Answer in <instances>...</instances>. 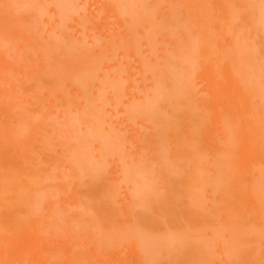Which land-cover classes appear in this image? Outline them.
<instances>
[{"label":"rangeland","instance_id":"1","mask_svg":"<svg viewBox=\"0 0 264 264\" xmlns=\"http://www.w3.org/2000/svg\"><path fill=\"white\" fill-rule=\"evenodd\" d=\"M3 1L1 2L2 4H4ZM5 1V8L2 6L4 8L2 11L3 14L6 13V18H4V16L0 20V54L3 55L6 52L15 54L17 52V46L13 44L12 40L4 38L5 30L8 26H12L13 28H15L19 23V26L26 27V29L23 28L25 31L27 30V28L28 30L30 29V32L27 35H30V38H32V40L34 39L32 43H36L38 47H44L45 51L43 49V53H41V47L38 48L39 50H37L32 45H28V52L34 54L35 60H33L34 58L32 59L30 57V61L27 62L31 64V66L37 65L35 67L40 68V70L44 71L46 75L47 69H49L51 73H53L54 71V74L52 75L54 77H62V75L59 74H63L64 77H62L61 79L62 84H59L58 86H61L62 88V90L60 89L61 93H67L65 94L68 95L69 99L66 96V101L69 100V105H66L64 107V110H59L55 112H52L55 108L53 107V105H51L50 108L52 109L45 108V110L48 109L47 115L45 114L46 111L40 112V110H38L37 115L34 117L37 121H39L40 119L39 122H41L42 117L48 116L47 118L42 119V121L44 120L45 124L43 122H37V125L36 122H34L35 125L32 128L31 126L28 127V125L21 123L17 114V108L10 104H21V98L18 97L21 96L20 92L22 87L26 90L29 88V84L26 81L28 80V76L31 75V72L27 71L28 73H23L24 78L21 81L22 87H15V89L18 91L15 96L11 94L5 95L7 79L5 78L1 68H3L5 72L11 68L16 69V67L12 66V61H1L2 57H0V264H121L120 262H117L119 261L117 259V255H125L126 257H124L127 258V260H130L128 262H125V264H141L143 262L144 264H153L155 261V264H159L160 262L162 264H221L220 262L224 263L222 257L226 254V252H224L226 251V248L224 247L229 246V249L227 248L228 250L233 249L232 251L230 250L231 253H233L231 257V253H228L227 251L226 256H228L227 259L229 264H236L239 262V260L244 264L245 261H242L244 257L242 259H239L242 257V253L240 257H238L239 255L236 256L234 254H240V252L235 253V251H237L236 249L240 250L239 248H242V246L246 244L248 245V243L246 242H249L248 246H250L251 244H255L254 248H257L256 243H250L252 242L250 241V239H254H252L251 237L256 236V232L253 229L254 227L257 228V226H255L256 224H253V226L248 225L247 229H249L250 231L243 232L242 234L236 230H228L227 228H225V226L223 228L221 225H218V227L217 223L219 221L225 220L226 216H224V214L222 213H218L213 209L208 210L209 208H206H215V196L216 194H220V191L225 188V183H221L226 178L225 173L227 172V168L230 163V161H228L229 159L222 160L221 151L218 150V148H216L214 145L215 139L209 138L210 133L211 135L214 134L213 136L215 138L217 136L222 135V127L220 125L218 126V128L216 127V125H213V127L207 129V132H209L208 134L204 131L206 129H202L204 136L206 138L208 137L206 141H209L207 144H204L206 151L205 154L217 157L218 163L215 164V166L217 165L219 167L218 169H216L214 166L215 173H212L210 171L206 172L208 171L207 167L209 166L208 164L204 163L207 165V167L206 171H204L205 178L203 180L209 181V183H211H208L209 185L207 184L209 188L205 185V188L207 189H205L204 186L203 188L202 186H199V188H196L195 190L193 188V186L196 185L195 182L190 181L193 180V178L195 177L196 179H198L195 170L193 171L196 175H193L194 173L191 167L195 165L192 163L195 161L197 162L199 159L201 160H199L201 163L203 162L202 159H204V161L206 160V157L204 158L203 156L202 158L200 155L203 153H199L196 151L195 153L197 154L199 159H195V161L191 162L194 158L197 157L194 153H188L187 145L191 143V139L187 137L189 125H191L197 120L196 114L193 113L194 111H191L193 107L191 103L194 104V102L191 100L192 97H201L202 100L199 102L201 106H206L207 103L213 102L214 98L224 100L223 91H221L220 89H217L214 92V94L216 93L215 96L210 98H207L205 92L209 88L207 84V78L209 76H218V66H220L221 63L227 64V62L215 61L216 57L212 53L202 51V47L204 46V44L201 47L199 43V35L194 32L192 33V30L188 25L189 23L187 20L186 12L187 7L179 6L176 7L174 10H170L168 5L170 2L166 0H123L122 2H120L122 10H126L127 12L131 13V15H127L125 19V21L127 20L126 23L128 24L126 30L124 26V19L114 13L113 10L109 8L108 3H99L100 0H45V3L44 0ZM1 3L0 5H2ZM243 4L248 7V10H251H249L250 14L248 11L242 9L241 13L245 11V14L242 15L240 13V16L234 19L235 21L232 27H229V25L227 24H224L223 27L224 30L226 29V31L231 34L232 31H230V28L237 27L238 29L243 30L239 28L242 26H240V24H243L244 27L246 26L245 29L247 31L245 29L244 31L246 32L239 30V33L242 32L243 34L240 33V35L237 36L242 37L243 35H245V38L248 39V41L243 40L242 38H238L240 41L242 39L245 44L243 43L242 47H238L239 49H236V52L243 54L245 53V50H250V52H248V50L245 54L249 55V57H247L249 63H254L255 66H253V63L251 64L254 70L249 68L251 67L249 63H247L249 64V67H247V64L246 67L249 68L251 72L254 71L255 73H252H254L255 76L252 75V73L246 68V70H248V73H250L245 75L246 72H244L243 76H241L242 80L239 78V80L236 81L242 82L245 80V84H248L249 82H251V80H255L254 77H256L257 82L261 83V58L264 59V33L260 31L262 33L258 34V31L260 30L259 18L261 0H243ZM55 5L57 6L55 7ZM62 5H66L67 8L69 6H72L73 8L77 7L79 14L87 13L88 17L82 18L84 15L80 16L79 14L74 13V16L77 15L75 16L76 18L72 16L70 17V19L66 20L67 18H69V16L66 15L67 18H64V20H66V25H68L67 22L69 23V26L67 27L65 25L67 27L65 31L64 25L63 31L61 29L60 31H56L55 29L58 27V25L57 27H55V23H57L54 22L55 17L56 19H58V21L60 19L55 14L54 10L55 8H61ZM107 8H109L110 10L109 15L107 17H103L102 15L104 13V10ZM45 9L49 13L48 15L44 12ZM69 9L67 13H69ZM155 9L157 10L156 12ZM73 10L75 11V9ZM152 13L154 16L153 19H156L155 22L151 18L153 17ZM95 14H97V16ZM149 14L151 15V17L149 16ZM68 15L71 16L72 13ZM7 16L9 17L8 19ZM26 16H28V18L29 16H32L30 17V23L28 22V20L30 19H27ZM169 16L173 17V21H170L171 23H169L168 19L166 18ZM71 18L77 20H73ZM244 18L246 20H244ZM47 19L53 20L51 21L54 23V30L57 32L56 34L61 35V37L59 35L58 37L55 36V31L51 32L56 38H60L59 41L57 40L58 43H56V46L55 44H53L54 46L52 45V41V43L50 42L49 38L52 35L49 33L48 36L47 34L48 32L46 31V27L48 26L49 31V28L52 27L50 25L53 24L52 22L49 23ZM144 20L146 22H144ZM78 21H84L87 24L89 23V25L92 26L93 29V35H90L88 40H81L82 44L79 42L78 39H81V31H85L86 29L83 26L79 27L80 24L77 23ZM63 22L65 21L61 20L58 22V24L62 25ZM130 22L132 24H130ZM141 22L148 23L147 25L149 28L144 27L143 24H140ZM152 22L153 24H155V26H151ZM137 24L141 26L139 28H141L142 30L147 29L145 31L148 33V35L147 33H144L146 35L140 34L139 39L145 41L147 38L151 37L152 39V37L154 36L152 40L154 47L153 50H158V52H162L161 54L159 53L160 55L158 54V52L151 53V55L155 58L156 65H153L154 62L152 64L151 62H149L150 64H148L146 63V61H143L144 58H148V56H146L147 50L145 51L142 49L141 51L140 48L141 46H144V41L139 40L140 42H142L141 44H139L140 49L135 48L130 49L128 51L122 47V45H124L126 42L125 39L128 38L131 34V32H129L128 30L138 33ZM61 25H59L60 28ZM167 25L170 26L166 27ZM211 25L216 27L218 26V22L216 20H213V22H211ZM76 26H78L79 28H77ZM131 26H133L132 28H134V30L130 28ZM167 28L168 30L170 29L169 31L171 32L167 31ZM247 28H249V30ZM113 32L114 35L112 37V41L111 39L108 40L109 43L107 44L106 42L108 38L106 37L108 33ZM248 32L249 34H247ZM45 33L47 35H45ZM152 34L155 35L151 36ZM254 34H257L258 38L254 39ZM250 35L253 36L249 37ZM47 36L49 38H47ZM84 36L86 35L84 34ZM247 37H249L250 39ZM227 39L224 38L223 41ZM86 41H89L91 43H88L90 44V48L88 47V49L86 48L87 50L84 51L85 45L83 47L82 45L84 44L83 42ZM251 41L252 43L253 41H255L253 43L254 46ZM59 42L62 43L60 44ZM249 43H251L252 45H249ZM224 44H226V42ZM245 45H247L248 48H245ZM80 46L83 50H80ZM155 47L157 49H155ZM221 50L222 49L219 47V51ZM238 50L240 52H238ZM87 51L90 55H88ZM99 52H103V54ZM84 54L88 56L85 55V57ZM100 54L103 56H100ZM155 54H158V56L156 57ZM227 55L230 56L228 57ZM76 56H78V58H80L79 56H81V59L78 60ZM82 56L84 57V59H82ZM87 57L88 59H86ZM226 57L228 59L230 57L234 59L235 52L232 53L228 51V53H226ZM156 59H158L159 62ZM194 59H198L199 61H194ZM63 60H65V62ZM86 60L91 62L87 63ZM3 62L6 64L5 66H3ZM77 62L80 64H78ZM246 62L247 61H245V63ZM59 63L63 64L61 65L62 69L65 66L64 63H66V66L71 70L65 73L63 72V70L59 71V69L61 68H59L58 70H54L55 66H60ZM79 65L81 69H83L82 71L80 68V70L78 69ZM71 66L73 67V69L75 67L78 69L76 71V74L74 73L75 71L73 72ZM58 67H56V69ZM88 68L92 69V71L89 72L90 70ZM65 69L64 71H68L67 69ZM210 70H213V74H210ZM56 72L58 75H55ZM88 72L91 74H89ZM152 72H156V74H153ZM66 73L68 74V76L66 75V78H69L70 74L69 80L67 79L68 82H65L64 80ZM72 73L75 74L73 77L71 76ZM159 74L164 75L162 76L163 79ZM49 75L51 76L50 73L48 74V76ZM156 75L157 78L155 77ZM249 75H252V77ZM150 76L152 78H150ZM158 76H160V78H158ZM187 76H189L193 82V88L190 89L189 92L184 87V85H182L184 84ZM142 77L145 78L147 82V84L145 85L147 86H142L144 84H142V82L145 81H141ZM17 78L18 76L15 74V79ZM53 78L51 77V79ZM59 78L57 77V79ZM131 79H133L134 82H130ZM42 80L43 81H36V85L40 86V90L42 91V93H50V101H53L54 99L55 102L59 100L61 101L62 99H58L56 101V98L61 95L59 89H57L58 91L55 90V88L57 87L56 84H58L59 82H55L56 79H54L55 81H51L49 78L47 79L46 77H44ZM159 80L162 82H160ZM150 81H152L153 84L156 83L155 89H153L155 85L150 86L151 83H148ZM157 81H159V84ZM178 81H180V83ZM63 82H65L64 86H66L64 88L62 86ZM50 83L52 85L49 86L48 84ZM132 83H135L136 87ZM181 85L183 88L181 87ZM51 86L54 87V90L57 92L50 90L52 89ZM138 86L140 89L136 90ZM64 89L65 91H63ZM176 90L178 91L179 95ZM86 91H90L91 94H87ZM182 91L183 93H181ZM146 92L149 94V96L145 95ZM186 92L191 94V99L188 100L189 94H187ZM42 93H40V95ZM126 93L139 95V97L146 96L148 98L147 100L149 105L141 104L143 103L142 99L145 100V97L140 98L141 102L138 100V96H136V98L130 97L132 101L135 98L137 100H134V102H139V104H137L138 106L136 109L138 113H136L139 119L142 118L141 121L146 122L147 124L151 120V122L149 123L154 124L156 123V120L158 122L159 120L163 119L162 121H167L166 127V121H159L158 123H156L158 124L157 127L156 125L155 127L151 125L153 130L154 128H160L159 131L157 130L158 133H156L155 130L153 135L150 134L151 132H153V130L150 129L151 127L149 124V126H146L143 124V122L138 123L139 121L137 122V120L133 119L137 123L136 124L133 121V123L136 124L133 125V123H130V121L126 120L124 118V110L126 107H129L127 104H124L125 102H122V100L125 99L127 96ZM156 95H158L159 97ZM87 96L92 97L91 101L90 97L88 98ZM100 96L101 98H105L101 99ZM40 97H42L40 101H43L45 103L50 102L49 100H46L45 96ZM71 97L72 99H70ZM74 97L76 99H78L77 97L85 98L84 104L81 105L84 108L86 107V102L89 99L88 101L90 102H87V104L90 106V108L88 107V105L86 109L81 107V113H78L76 111V109L78 108L73 107V104H75L79 99L76 100V102L72 101L75 102L73 104L69 103L71 102L70 100L75 99ZM106 97H108L109 99ZM128 97L129 96H127L126 98L127 100L123 101H128ZM95 98L97 99L95 100ZM98 98H100L102 102L98 101ZM105 99L106 101H104ZM181 100H183L184 103H181ZM186 100H188V102H186ZM109 101L110 103L111 101H118L115 103L116 105H114V107H116L113 108L112 104H110ZM178 101L181 105L178 103ZM79 102L80 100L76 104H79ZM156 103L157 106L164 105L165 107L161 110L162 113L159 110L160 106L158 107V111L153 110L156 115L157 113L160 114H158L161 118H158L159 120L157 119L158 115L154 117L155 115H152L154 113L149 114V110V113L145 112L147 108L155 109L153 107L157 106H152V104ZM172 105H174V107ZM94 106H99L100 109H96V107ZM166 107H168L169 111L171 110L170 112H174L175 116L178 115L179 112H182L185 116L181 118L182 115H180L179 117L181 119L177 116L175 117L172 113V116H170V112H163L168 111L165 110ZM87 108L89 109L87 110ZM179 108H184V110L181 111V109ZM23 109H26L25 106L23 107ZM151 109L150 111L153 112ZM172 109H174V111ZM227 109L228 104H226L225 101L222 102V104L220 105V111L225 114L227 112ZM141 110L144 111L141 112ZM85 112H88V114H86ZM84 113L87 115V117L84 116ZM114 114H116L117 116ZM144 114L147 116L151 115L153 117L149 116L147 118H149L150 120H147V118L144 117ZM161 114L166 115V117H164L163 115L162 117ZM82 116L87 119H82ZM100 116H104L107 119L110 118L108 119V121H101L100 123L98 122V126H102L101 129L103 128L102 131L95 129L97 125L93 126L94 129L91 126L94 124L91 122L96 123L97 120L99 121V119H102ZM137 116H134L133 118L137 119ZM167 116H169L170 119ZM117 117L118 119L116 120ZM67 118H69V120ZM165 118H168L169 121ZM173 118H176L177 121L173 120ZM153 119H156L154 123H152ZM86 121H88V123ZM117 121L119 122V126L117 125ZM42 123L44 124V126ZM102 123L103 125H101ZM10 124L13 125L11 127L15 128V130L18 132L17 135H10L4 133L3 128ZM39 124L41 127H39ZM176 124L177 127L175 126ZM34 127L35 130H33ZM28 128H32L31 131ZM162 128H166V131L163 129L166 135L165 133H163ZM134 130L136 131L135 146L134 142L131 140V138L133 137ZM35 131H37V133ZM30 132H32V135L34 137L31 136ZM34 132L35 134H33ZM159 133L162 137L158 135ZM29 136H31L32 138H30ZM106 137L110 138L109 141L107 139V146L105 145ZM129 137L131 138L129 139ZM155 139L159 142L163 140L160 142L162 144L166 143L164 144L166 147H164L165 150L163 149L164 152L160 151V149H162L163 147L160 143L158 144ZM166 139L170 142H164V140ZM26 140H30L28 142L32 143H29V146L32 145L31 148H28V146H26ZM186 141L188 142L186 143ZM157 144L158 146H156ZM98 146L100 147V155L99 153H97L99 148L96 149ZM132 146L133 148H143L146 150H140V154L139 152H136V149H132L135 150L137 154L139 153L138 158L135 159L133 158V155H130V151L132 154H135V152L131 150ZM158 147L161 148L159 149ZM155 148L158 150L155 151ZM102 151L104 154H101ZM127 152L129 154H127ZM157 152H160V155H162V153H165L164 157L167 154L168 156L163 159V155L158 156L159 154ZM92 153H94L95 155L97 153L100 158L97 156V161L93 165L97 168L94 169L93 167L92 169H94V172L92 171L89 173L92 164L90 159L94 158V156H92ZM128 156H131V158L134 159V161H132L133 159H131L132 165H127L129 161H127L126 157ZM118 157L120 159L119 161L121 162L117 160ZM205 162H207V160ZM123 168L126 170H124ZM120 170L126 171V174L123 173L124 171H122L123 174H121ZM73 171L77 172V177L75 179H72L70 176L72 175V173H74ZM48 172H51L55 179H51L49 176H47ZM106 173L107 180L104 179L103 176L106 175ZM201 173L204 175L203 172ZM127 174L129 175V177L127 176ZM222 175L224 178L220 177ZM34 176L36 178L32 179V177ZM118 176H120V178L122 176L123 179H120ZM207 176L208 178H211L207 179ZM139 179L142 181H140ZM73 180H75V182ZM131 180H138V182H144L143 186H141L142 183L140 184L137 181L136 182L140 186L135 181L134 184H131ZM62 183L64 184L63 188L61 187ZM73 185L76 188H74ZM210 185H213L214 188ZM71 186H73L74 188L73 191L72 189H70ZM188 186L190 189L188 188ZM191 189L192 192L196 191L197 193H191ZM206 190L208 193L205 192ZM74 192H79L76 193V195L78 196H76ZM200 192L201 194H199ZM209 192H212V196L214 197V199H212L214 201L212 199H208V196L206 197L207 194H211ZM200 195H204V197H201ZM199 197H201L200 200H206L208 202L213 201L212 203H208L212 205L209 206L207 203H205L204 206L199 207V205H201L200 201L198 200ZM195 201L198 203H194ZM197 214L198 217L196 216ZM189 216L193 217L189 218ZM204 216H207L208 219L203 220L204 218L206 219V217ZM186 217H188V219H186ZM110 218L112 219L109 221ZM198 218L200 219V222ZM158 219H161L160 222L158 221ZM192 220L193 223L191 222V224L190 221ZM111 222H113V225L111 224ZM205 222L206 224L209 222L206 225V229L204 227ZM128 224L132 226L130 230ZM175 225L178 226L176 228H173L175 227ZM209 225L213 227L209 229ZM189 228H193V230H189ZM177 229L179 232H177ZM184 230H186V232ZM193 231H195L196 235L195 233L189 234ZM202 231H204V233ZM235 232H238L239 234L237 233L238 235H234ZM249 233H251L250 236L248 235ZM230 234L233 235V237H230L231 239H229L228 237ZM89 235L90 237L91 235H93V238L98 237L104 240L108 239L111 242L115 241V246L119 248L123 247L124 252H121V248L120 253V249L114 247L112 244L113 248H110L111 250L106 248L107 253L106 250H103L105 251L104 253H106V256H101L99 253H96L92 249L91 245H89L93 243H89L90 240H94L90 239ZM203 235H206V238L208 239H205ZM222 235L224 236V238H226L228 244L224 243L225 239ZM87 238L88 240H90L88 241ZM211 238L212 240H209ZM102 239L98 240L104 241ZM256 239L258 241L263 242V238L256 237ZM84 240L86 248L83 243ZM242 240L243 242H241ZM206 241H208L209 243H205ZM261 242H258L260 243L258 245L262 247L263 243ZM102 243H105L106 245L108 242ZM134 243H136L137 249L138 246H140L139 249L141 253L139 252V255L142 257H139L136 248L132 247ZM232 243L235 244L233 245ZM237 243L243 244H241L240 247L237 248ZM79 244L82 245L80 246ZM119 244L121 246H118ZM77 246L82 247V249L83 247L84 249H86V252H84L83 254H88L87 257H85L86 255H84L83 257H75L73 263H68L73 258V252H68L67 250L71 251V249H67V247H74V249H77ZM109 246L111 247V243L109 244ZM220 246L223 249H221ZM21 248L24 251L26 250V258L16 257L17 252H20L18 249ZM254 248L248 247V249H251V251L249 252V250H246L247 252L243 253L247 254L245 260H250V255L252 257V249ZM116 249L119 253H117ZM192 249L194 251H192ZM218 249L222 250L220 251V254ZM199 250H203L204 254L206 252L205 256L203 252ZM196 251H198L199 253ZM213 252L215 253V255L213 254ZM184 253H186L187 255ZM189 253L192 255L191 257ZM197 253L198 255L201 253V259L198 258L199 256L197 255ZM142 254L145 256H143ZM207 255L214 256L208 257ZM234 257H238L235 258L238 260L232 259ZM144 258H147V261ZM173 258L175 260H173ZM204 258L206 259L204 260ZM218 258H220L221 260ZM149 259L151 261H149ZM198 259L200 261L203 259L205 262L202 260L200 263ZM260 263L263 264L261 261Z\"/></svg>","mask_w":264,"mask_h":264},{"label":"bare ground","instance_id":"2","mask_svg":"<svg viewBox=\"0 0 264 264\" xmlns=\"http://www.w3.org/2000/svg\"><path fill=\"white\" fill-rule=\"evenodd\" d=\"M3 1V0H2ZM2 1H0V3L2 2ZM5 1V0H4ZM3 1V3L5 4V2ZM43 1V0H42ZM123 0H100L99 1V3H108L109 4V8L110 9H112L113 10V12L114 13H116L118 16H120L122 19H124V26H125V28H126V30H127V27H128V24L126 23V21H125V19H126V17H127V15L129 16V15H131V13L130 12H127L126 10H122V6H121V3L120 2H122ZM166 1H168V2H170L168 5H169V9L171 10V9H175L176 7H179V6H186L187 7V10H186V12H187V20H188V25H189V27H190V29L192 30V33L194 32V33H196L197 35H199V37H200V39H199V43H200V45H201V47H202V45L204 44V46L202 47V51L203 52H207V53H212L215 57H216V59H215V61H224V62H227V64H223V63H221V65L220 66H218V68H217V73H219L218 74V76H216V77H212V76H209L208 78H207V84H208V86H209V88L207 89V91L205 92V95H207V98H210V97H213V96H215V94H214V92L217 90V89H220L221 91H223V96H224V100H219V99H215L214 98V100H213V102H209V103H207L206 104V106H201L200 104H199V102L202 100V98L201 97H199V98H197V96L195 97V98H193L192 96H191V94L190 93H188L189 92V90L190 89H192L193 88V86H192V80H191V78L189 77V76H187L186 77V79H185V82H184V84H182V85H184V87L188 90V92H186L187 94H189V98H188V100L189 99H191V97H192V100L191 101H193L194 102V104H192L191 103V105H193V107L192 106H190V107H192V109H191V111H194L193 113H195L196 114V117H197V120L195 121V122H193L191 125H189V131H188V138L189 139H191V143L190 144H188L187 145V147H188V153H191V154H195L196 155V157L197 158H194L191 162H193V161H195V159H199L198 158V156H197V154L195 153L196 151L197 152H199V153H203V154H200L201 155V157L203 158V156H204V158L206 157V160H207V162H205L204 161V159H202V163L198 160L196 163L195 162H193L192 164H194L195 166H193V167H196V168H193V167H191V169H192V171L193 170H195V172H196V174H197V177H198V179H196V177L195 178H193V180H190V181H193V182H195V186H193V188L196 190V188L198 189L199 188V186H202V188H203V186H204V188H205V185L207 186V184L209 183V181H206V180H203L204 178H205V172L204 171H206V167H207V165L206 164H208V166L209 167H207V170L208 171H206V172H212V173H215V169H214V166H215V164H217L218 163V160H217V157H214V156H212V155H209V154H205V146H204V144L206 143H208L209 141H206L207 140V138L204 136V134H203V130L202 129H206V130H204L207 134L209 133V132H207V129H209V128H211V127H213V125H216V127L218 128V126L220 125L221 127H222V135H220V136H217L216 138L213 136V135H211V133L209 134V138L210 139H215L214 140V145H215V147L216 148H218V150H220L221 151V157H222V160H224V159H229L228 161H230V163H229V166H228V168H227V172L225 173V175H226V178L222 181V183L221 184H224L225 183V188L224 189H222V191H220V194H216V196H215V201L213 200L214 199V197L212 196L213 194H212V192H209V193H211V194H207L206 195V197L208 196V199H212L216 204H215V208H213V207H206L208 210H211V209H213V210H215V211H217L218 213H222V214H224V216H226V219L225 220H222V221H219L218 223H217V226L219 225H221L223 228H224V226H225V228H227L228 230L229 229H232V230H236V231H239V233H243V232H246V231H250L249 229H247L248 228V225H252L253 226V224H256L255 226H257V228H253L254 229V231L256 232V236L254 237L253 235H255V234H253L252 236L253 237H251L253 240H251L250 239V241H252V242H250V243H256V247L257 248H254L255 246V244L254 245H250V246H248L249 245V242H246V243H248V245L246 244V245H244V246H242V248L240 247V245L241 244H243V243H237V245H238V247L237 248H239L240 250H238V249H236L237 251H235V253H238V252H240V254L238 253V254H234V255H236V256H238V257H240V255H241V253H242V257L241 258H239V259H242L243 257V259H242V261L244 260L245 262H244V264H261L260 263V261L264 264V250H263V248H264V99H262V96H261V83H259V82H257V80H256V77H254L255 78V80H251V82H249L248 84H245V80L244 81H242V82H239V81H236V80H239V78L241 79L242 77L241 76H243V73L244 72H246L245 73V75H247V74H249L251 71L249 70V68L250 69H253L254 70V68H253V66H255L254 65V63H253V66L251 65L252 63L250 62L249 63V61L247 60V57H249V55L247 54H245L249 49H247V51L245 50V53H237L236 52V49H239L240 47H242L243 46V43L245 44V42H243V40H246V41H248V39H246L245 37V35H243L242 37H238L239 35H240V33L241 34H243L242 32H240L239 33V30L240 29H238L237 27L236 28H230V31H232V33L230 34L229 32H227L226 31V29L224 30V24H227V25H229V27H232V25H233V23H234V19L235 18H237L238 16H240V13L242 12V9H244V10H246V11H248L249 12V10H248V7L247 6H245L244 4H243V0H166ZM44 3H45V0H44ZM2 4V3H1ZM4 4H2V5H0V20L6 15V13H4L3 14V9L5 8L4 6ZM58 4V3H57ZM167 4V3H166ZM170 4H171V6H170ZM155 5V4H154ZM153 5V6H154ZM4 8H3V7ZM57 5H55V7H56ZM61 6V5H60ZM59 6V7H60ZM66 5H62V7L61 8H59V9H56L55 8V14L59 17V21H61V20H63V21H65V22H63V24L61 25V24H58V19H56V17H55V21L54 22H57V23H55V27H57V25H58V27H59V25H61V28L59 27H57L55 30L57 31V30H59L60 31V29L63 31V25H64V31H65V29L69 26V23L67 22V24L68 25H66V20H68V19H70V17H75V16H77V15H73L74 13H76V14H79L78 13V8L77 7H75V8H73L72 6H69L70 7V9H69V7L67 8V6L65 7ZM44 8H45V5H44ZM43 8V9H44ZM67 8V9H66ZM77 8V9H76ZM109 8H107V9H105L104 10V13H103V17H107L108 15H109ZM152 8V7H151ZM154 8H157V7H154ZM68 9H69V13H67L68 12ZM72 9V10H71ZM73 9H75V11L73 10ZM153 9V8H152ZM5 11V10H4ZM157 10L155 9V12H156ZM251 11V10H250ZM6 12V11H5ZM45 13H47V15L49 14L48 12H47V10L45 9V11H44ZM72 13V15L70 16V15H68V14H71ZM150 13H151V10H150ZM155 14V13H154ZM171 14H173V13H171ZM175 14V13H174ZM242 15L243 14H245V11H243V13H241ZM247 14V13H246ZM249 14H250V12H249ZM30 15H33V14H30ZM69 16V18H67V16ZM80 16L81 15H84L82 18H87L88 17V14L86 13V14H79ZM96 16H97V14H95ZM66 16V17H65ZM149 16L151 17V15L149 14ZM152 16H153V13H152ZM157 16V15H156ZM155 16V17H156ZM30 17H32V16H29V18H28V16H26V18L27 19H30ZM150 17H148V18H150ZM4 18H6V16L4 17ZM9 17L7 16V19H8ZM48 18H50V17H48ZM64 18H67L66 20H64ZM76 18V17H75ZM152 19L154 18V16L153 17H151ZM157 18V17H156ZM167 19H168V22L169 23H171L170 21H173L172 20V16H169V17H166ZM71 19H73V20H77V19H74V18H71ZM48 20V19H47ZM52 20V19H51ZM50 19L48 20V22L49 23H51L52 21H51ZM154 20V19H153ZM156 20V19H155ZM155 20H154V22H155ZM213 20H216L217 22H218V26H216V27H214L213 25H211V22H213ZM244 20H246L245 18H244ZM17 21H19V20H17ZM29 21H31V19L30 20H28V22ZM150 21V20H149ZM164 21H166V20H164ZM243 21V20H242ZM70 22V21H69ZM142 22H143V20H142ZM140 23V24H143V26L144 27H148V23ZM144 22H146L145 20H144ZM30 23V22H29ZM53 23V22H52ZM62 23V22H61ZM78 24H80V26L79 27H84L86 30L85 31H81V33H80V35H81V39H78L79 40V42L81 43V40H88V38L90 37V35H93V29H92V26H90L89 25V23L87 24V23H85L84 21L83 22H80V21H78L77 22ZM242 23V22H241ZM130 24H132L131 22H130ZM152 24H153V22H152ZM151 24V26H155V24H153L152 25ZM165 24V23H164ZM247 24V23H246ZM21 25V24H20ZM67 27H66V26ZM138 25V33H135L134 31L132 32L131 30H128L129 32H131V34H130V36L128 37V38H126L125 39V44L124 45H122V47L125 49V50H130V49H135V48H139V44H141L142 42H140L139 40H142V39H139V35L140 34H142V35H146V34H144V33H147L145 30H147V29H145V30H142L141 28H139V27H141L139 24H137ZM136 25V26H137ZM157 25H159V24H157ZM172 25H173V23H172ZM242 25V26H241ZM47 26V25H46ZM50 26H52V27H50ZM49 27V31H48V26L46 27L47 28V30L46 29H44V30H46L48 33V36H49V33L52 35V36H54V34L53 33H51L52 31L54 32L55 30H54V23L52 24V25H50ZM78 26H76L77 28H79ZM134 26V25H133ZM133 26H131L130 28H132ZM170 25H167L166 27H169ZM240 26L241 27H239V28H241V29H243V30H240V31H243V32H246L247 30L245 29L246 28V26L244 27V25L243 24H240ZM249 26V25H248ZM247 26V27H248ZM21 27V28H20ZM243 27V28H242ZM26 29V27H24V26H19V23H18V25L15 27V28H13L12 26H8L7 28H6V30H5V36H4V38H6V39H11L12 40V42H13V44L15 45V46H17V52L15 53V54H12V53H10V52H6L5 54H3V55H1L0 54V57H2V60L1 61H12V66H15L16 67V69H13V68H11V69H9V70H7V71H5L4 72V69L3 68H1V70L3 71V73H4V76H5V78L7 79L6 80V90H5V95H7V94H11V95H13V96H15L17 93H18V91L15 89V87L16 86H21L22 87V85H21V81H22V79L24 78V76H23V73H25V72H27V71H29V72H31V75L30 76H28V80L26 81L28 84H29V88L26 90V89H24L23 87H22V89H21V96H19L18 98H21V104L19 105V104H17V105H15L14 103H12V104H10V105H12V106H14V107H16L17 108V114H18V117H19V120H20V122L21 123H24V124H26V125H28V127H32L33 128V126L35 125V123L34 122H36V124L38 125V123H41V122H43L44 123V120L42 121V119L43 118H47L48 116H46L47 115V113H48V109H46L45 110V108H50L51 107V105H53V107L55 108L52 112H55V111H59V110H64V107L66 106V105H69L68 104V101H66L67 100V97H68V95H66L64 92H60L61 90H62V88H61V86H58L59 84H62V81H61V79H62V77H64L63 76V74H59V75H62V77H60V76H56V77H54V76H52L53 74H54V71H53V73H51V71L49 70V69H47L46 71H47V75H46V73H44V71H41L40 70V68H37V67H35V66H37V65H34V66H31V64H29L27 61H30L29 60V58L31 57L32 59L34 58V54L33 53H30V52H28V50H29V48H28V45H32L33 47H35L37 50H39L38 48H40V47H38L37 45H36V43H32V41L34 40H32V38H30V35H27L29 32H30V29L28 30V28H27V30L25 31L24 29ZM53 28V29H52ZM149 28V27H148ZM250 28V27H249ZM249 28H247L248 30H249ZM1 29V28H0ZM166 29V28H165ZM244 29L246 30V31H244ZM260 30L258 31V34L259 33H264V31H262L261 30V28H259ZM132 30H134V28H132ZM149 30H151V29H149ZM153 30H154V28H153ZM152 30V31H153ZM170 30V29H169ZM168 30V28H167V31H169ZM228 30H229V28H228ZM28 31V32H27ZM41 31H42V29H41ZM55 31V36H60L61 37V35L60 34H56L57 32ZM136 31V30H135ZM260 31H262V32H260ZM169 32H171V31H169ZM40 33V32H39ZM152 33H154V32H152ZM257 33V32H256ZM30 34H32V33H30ZM41 34V33H40ZM39 34V35H40ZM42 34H44V33H42ZM46 33H45V35H47ZM84 34L87 36V38H86V36H84ZM247 34H249V32L247 33ZM50 35V36H51ZM79 35V36H80ZM113 35H114V32L113 33H108V35H107V37L106 38H108L107 39V44L109 43L108 42V40H110L111 39V41H112V37H113ZM147 35H148V33H147ZM153 35H155V34H152L151 36H153ZM238 35V36H237ZM47 36V38H49ZM50 37L49 39H50V42L52 43V45L53 44H55V46L57 45L56 43H58V41H59V39L60 38H56L55 36L54 37ZM58 36V37H59ZM196 36V35H195ZM229 36V37H228ZM251 36H253V35H250L249 37H251ZM254 36L255 37H253L254 39L255 38H258L257 37V34L255 35L254 34ZM77 37H78V35H77ZM86 39H85V38ZM154 37V36H153ZM153 37H152V39H151V37H149V38H147L145 41L144 40H142V41H144V46L142 47H140L141 48V51H142V49L143 50H147L146 52H147V54H146V56H148V58H150V59H143V61H146V63H148V64H150L149 62H151V64L154 62V64L153 65H156L155 64V58L151 55V53L152 52H158V50L157 51H154L153 50V42H152V40H153ZM198 37V38H199ZM227 37H228V39H227ZM237 37V38H236ZM249 37H247V38H249ZM197 38V37H196ZM227 39V40H224L225 42H226V44H224L225 42L223 41V39ZM238 38H242L241 39V41L238 39ZM245 38V39H244ZM253 38H251V39H253ZM52 39V40H51ZM53 39H55V40H53ZM238 41H237V40ZM250 39V38H249ZM58 40V41H57ZM56 41V42H55ZM114 41V40H113ZM250 41V40H249ZM78 42V41H77ZM140 42V43H139ZM255 41H253V43H254ZM60 43V42H59ZM62 43V42H61ZM60 43V44H61ZM84 44L82 45V47L84 46L85 48H84V51H86L87 49H88V47L90 48V44H88V43H91V42H83ZM88 45H87V44ZM251 43H252V41H251ZM251 43H249V45L251 44ZM252 43V44H253ZM82 44V43H81ZM247 44V43H246ZM251 44V45H252ZM14 45H13V47H14ZM80 45V44H79ZM98 45V44H97ZM248 45V46H249ZM54 46V45H53ZM253 46H254V44H253ZM252 46V47H253ZM58 47V46H57ZM81 47V46H80ZM82 47L80 48V50L82 49ZM99 47V46H98ZM144 47H145V49H144ZM219 47L222 49L221 51H219ZM239 47V48H238ZM247 47V45H245V48ZM250 47V46H249ZM251 47V48H252ZM61 48V47H60ZM87 48V49H86ZM139 48V49H140ZM248 48V47H247ZM254 48V47H253ZM41 49H42V51H41V53H43V49H44V47H41ZM58 49V48H57ZM155 49H157L156 47H155ZM78 50V49H77ZM79 50V51H80ZM83 50V49H82ZM44 51H45V49H44ZM89 51V50H88ZM87 51V52H88ZM141 51H138V52H141ZM228 51H230V52H232V53H234L235 52V57H234V59L232 58V57H230L229 59L226 57V53H228ZM234 51V52H233ZM243 51V50H242ZM127 52V51H126ZM146 52H144V53H146ZM238 52H240L239 50H238ZM248 52H250V50L248 51ZM99 53H102L103 54V52H99ZM161 54L162 52L160 51V52H158V54ZM253 53H254V51H253ZM158 54H155L156 55V57L158 56ZM159 54V55H160ZM86 54H84V56H85ZM88 55H90L89 54V52H88ZM88 55H86V56H88ZM251 55H252V51H251ZM85 56V57H86ZM100 56H103V55H101L100 54ZM153 57V58H151V57ZM228 56V55H227ZM230 56V55H229ZM228 56V57H229ZM77 58H78V56H76ZM75 57V58H76ZM80 58H78V60L79 59H81V56H79ZM83 57V56H82ZM90 57V56H89ZM251 57V56H250ZM264 57V56H263ZM91 58V57H90ZM254 58H255V55H254ZM254 58H253V60H254ZM82 59H84V57L82 58ZM86 59H88V57L86 58ZM258 59V58H257ZM257 59H255V60H257ZM260 59V58H259ZM261 59H263V58H261ZM33 60H35V58L33 59ZM77 60V59H76ZM91 60V59H90ZM157 61H158V59H156ZM160 60V59H159ZM64 62H65V60H63ZM74 61V60H73ZM87 61V60H86ZM92 61V60H91ZM91 61H87V63L88 62H91ZM194 61H199L198 59H194ZM245 61H247L246 63H245ZM257 61H259V60H257ZM83 62V61H82ZM159 62V61H158ZM160 62H164V61H160ZM255 62V61H254ZM4 63V62H3ZM62 63V62H61ZM78 63V62H77ZM247 63H249L250 65H251V67H249L248 65L249 64H247ZM56 64V63H55ZM58 64V63H57ZM60 64V63H59ZM65 64V66H64V68L62 69L61 67V65H63V64H60V66L58 67V66H55V68H54V70H58L59 68H61V69H59V71L60 70H63V72L65 73V72H69V70H71V69H69L66 65V63H64ZM78 64H80V63H78ZM82 64V63H81ZM246 64H247V67H249V68H247L246 67ZM6 64L4 63V65L3 66H5ZM33 65V64H32ZM84 65V64H83ZM83 65H81V66H83ZM89 65V64H88ZM56 67H58L57 69H56ZM65 67H66V69L68 70V71H64V69H65ZM166 67H168V66H166ZM71 68H72V70H73V72L76 74V71L80 68L81 69V67H80V65L78 66V69L76 68H74L73 69V67L71 66ZM92 68V67H91ZM246 68L250 71L249 73H248V70H246ZM50 69H53V68H50ZM65 69V70H66ZM79 69V70H80ZM89 69V68H88ZM156 69V68H155ZM154 69V70H155ZM162 69V68H161ZM161 69H159V70H161ZM258 69V68H257ZM83 69H81V71H82ZM90 71L89 72H91L92 71V69H89ZM158 70V71H159ZM214 70V69H213ZM213 70H210V74H213ZM49 71V72H48ZM255 71H259V70H255ZM79 72V71H78ZM88 72V73H89ZM252 72H254V71H252ZM251 72V73H252ZM28 73V72H27ZM51 74V76L49 75L48 76V74ZM153 73V72H152ZM152 73H151V76H152ZM209 73V72H208ZM255 73V72H254ZM254 73H252V75H254L255 76V74ZM15 74L18 76V78L17 79H15ZM75 74H71V76L73 77ZM89 74H91V73H89ZM103 74V73H102ZM153 74H156V72L155 73H153ZM55 75H58L57 74V72H56V74ZM68 76V74L66 73L65 74V78H64V80H65V82L67 81V79L69 80V78H70V74H69V78H66L67 76ZM160 76H161V78H162V76H164V75H161V74H159ZM252 75H249V76H251L252 77ZM101 76H103V75H101ZM150 76V78H152ZM160 76H158V78H160ZM178 76V75H177ZM181 76V75H180ZM44 77H46L47 79L49 78L51 81H55L54 79H56V81L55 82H59L58 84H56V86L58 87H56L55 88V90H57V89H59V92L61 93V95H59V97H57L56 98V101L58 100V99H62L61 101L59 100V101H57V102H55L54 100L53 101H50V96H51V94L50 93H48V92H45V93H42V91L40 90V86L39 85H36V81H43L42 79L44 78ZM51 77L53 78V79H51ZM57 77L60 79H57ZM156 78H157V75L155 76ZM179 77V76H178ZM182 77V76H181ZM254 78H252V79H254ZM260 78H261V76H260ZM155 79V78H154ZM163 79V78H162ZM179 79V78H178ZM177 79V80H178ZM249 79H250V77H249ZM57 80H59V81H57ZM145 80V78L144 77H142V79H141V81H144ZM180 80V79H179ZM242 80V79H241ZM153 81V80H152ZM152 81H150V82H148V83H151V85L150 86H153V85H155V87H153V89H155L156 88V83L155 84H153L152 83ZM155 81V80H154ZM160 81V80H159ZM159 81H157L158 82V84H159ZM181 81V80H180ZM180 81H178L179 83H180ZM183 81V80H182ZM259 81V80H258ZM61 82V83H60ZM65 82H63V88L64 87H66V86H64L65 85ZM68 82V81H67ZM130 82H134L133 81V79H131L130 80ZM160 82H162V81H160ZM53 83V82H52ZM144 83V84H143ZM247 83V82H246ZM132 84H134V86L136 87V84L135 83H132ZM143 84V85H142ZM142 86H147V85H145V84H147V82H146V80L144 81V82H142ZM49 86L50 85H52L51 83L50 84H48ZM67 85V84H66ZM182 85H181V87H182ZM158 86V85H157ZM176 86H178V85H176ZM48 87V86H47ZM52 87V86H51ZM180 88V87H179ZM183 88V87H182ZM49 89V88H48ZM61 89V90H60ZM140 88H139V86H138V88H136V90H139ZM185 89V90H186ZM50 90H52V91H54V92H57V91H55L54 90V87H52V89H50ZM178 90V89H177ZM176 90V91H177ZM63 91H65V89L63 90ZM146 91V90H145ZM58 92V93H59ZM87 92V94H91L90 93V91H86ZM89 92V93H88ZM185 92V91H184ZM40 93H42L41 95H40ZM64 93V94H63ZM144 93V92H143ZM177 93H178V91H177ZM181 93H183V91L181 92ZM180 93V94H181ZM98 94H100V93H98ZM126 95L127 96H129L128 98L129 99H131V98H133V97H135L136 98V96H138V100L141 102V100H140V98H143V97H145V100L144 99H142V102L143 103H141V104H147V105H149L148 104V98L146 97V96H143V97H139V95H133L132 93H126ZM145 95H147V96H149V94L146 92L145 93ZM178 95H179V93H178ZM40 96H45V98H46V100L48 101H50L49 103L48 102H43V101H40L41 99H42V97H40ZM53 96V95H52ZM67 96V97H66ZM83 96V95H82ZM127 96H126V98H127ZM141 96H142V94H141ZM156 96H158V95H156ZM88 97V96H87ZM90 97V96H89ZM88 97V98H89ZM131 97V98H130ZM159 97V96H158ZM178 97V96H177ZM75 98V97H74ZM79 100H80V102H81V104H80V102H79V104H80V106H79V104H76L79 100L78 99H74V100H70L71 102H69V103H71V104H73V103H75L76 102V100H78L75 104H73V107H76V108H78V109H76V111L78 112V113H81L80 112V109H81V105L82 104H84V101H85V98H86V96H85V98L84 97H82V98H79V97H77ZM84 98V99H83ZM91 98L92 97H90V101H91ZM100 98H101V96H100ZM100 98H98V101H100V102H102L101 101V99H103V98H105V97H102L101 99ZM106 98H108V97H106ZM123 99V100H127V99ZM134 98V100H137V99H135ZM68 99H69V97H68ZM70 99H72V97L70 98ZM97 98H95V100H96ZM109 99V98H108ZM128 99V101H123L122 100V102H125L124 104H127L128 105V107L129 108H125V110H124V118L126 119V120H128V121H130V123H133V119H135V120H137V122L138 123H142L143 121H141V119L142 118H138V116H137V113H138V111L136 110L137 109V104H139V102L138 103H136V102H134V100L132 101V99L131 100H129ZM177 99V98H176ZM83 102H82V101ZM89 100V99H88ZM87 100V102H90V101H88ZM147 100V101H146ZM180 100V99H179ZM188 100H186V102H188ZM72 101H75V102H72ZM104 101H106V99L104 100ZM144 101H146V102H144ZM225 101V103L226 104H228V109H227V112L224 114L223 112H221L220 111V105L222 104V102H224ZM87 102H86V107H87ZM116 102H118V101H116ZM116 102H114V101H111V103H110V101H109V103L110 104H112V106H113V108H115L114 107V105H116L115 103ZM181 103H184V101L183 100H181L180 101ZM180 102L178 101V103L180 104ZM172 103V102H171ZM176 103H177V101H176ZM175 103V104H176ZM119 104V103H118ZM75 105V106H74ZM157 106V103L156 104H152V106ZM169 105V104H168ZM181 105V104H180ZM189 105V104H188ZM25 106V108L26 109H23V107ZM72 106V105H71ZM151 106V107H152ZM160 106V111L163 109V108H165L164 107V105H158L157 107H153V108H155V109H151L152 111L154 110V111H158V107ZM167 106V105H166ZM173 107H174V105H172ZM175 106H177V105H175ZM86 107L84 108V107H82V108H84V109H86ZM88 107L90 108V106L88 105ZM94 107H96V106H94ZM93 107V108H94ZM125 107V106H124ZM171 107V106H170ZM89 108H87V110L89 109ZM100 109L99 108V106H97L96 107V109ZM50 109H52V108H50ZM95 109V108H94ZM127 109V110H126ZM150 109L149 108H147L146 109V111L145 112H147V113H149V114H151V113H154V114H152L154 117H156L159 113H157V115L155 114V112L153 111V112H151L150 111ZM171 109V108H170ZM177 109H178V107H177ZM179 109H181V108H179ZM38 110H40V112L41 111H46L45 112V116L46 117H42V119H41V122H39L40 121V119H39V121H37L36 120V118L34 117V116H36L37 115V113H38ZM139 110H140V108H139ZM148 110H149V112H148ZM165 110H168V111H163V112H167V113H169L170 111H169V109H168V107H166V109ZM173 111H174V109H172ZM184 110V108H182L181 109V111H183ZM50 111V112H51ZM99 111V110H98ZM144 110H141V112H143ZM39 112V113H40ZM89 112V111H88ZM88 112L86 113V114H88ZM110 112V111H109ZM137 112V113H136ZM140 112V113H141ZM177 112V111H176ZM84 113V116H86L87 117V115ZM90 113V112H89ZM161 113H162V111H161ZM173 114L174 115V112H170V114ZM182 113V112H181ZM180 112H179V114L178 115H176L178 118H180L179 116L180 115H182L181 116V118H183V116H185L183 113L181 114ZM146 114V113H145ZM144 114V117H149V116H151V115H149V116H147V115H145ZM172 114L170 115V116H172ZM114 115H116V114H114ZM160 115V114H159ZM158 115V117H157V119L159 118V119H161L160 118V116ZM164 116V117H166V115H164V114H161V116ZM89 116V115H88ZM117 116V115H116ZM134 116H137V119L136 118H133ZM141 116V115H140ZM153 116H151V117H153ZM162 116V117H163ZM175 116V115H174ZM175 116V117H176ZM102 119H99V121L97 120L96 121V123L95 122H91V123H94L93 125H91L92 126V128H93V126H98L99 125V123L101 122V121H108V119H110V118H105L104 116L102 117V116H100ZM107 117V116H106ZM167 117H169V116H167ZM35 118V119H34ZM82 119H87V118H84L83 116L81 117ZM104 118H105V120H104ZM145 118V119H146ZM180 118V119H181ZM68 120H69V118H67ZM115 119V118H114ZM118 119V117L116 118V120ZM139 119V120H138ZM145 119H143V120H145ZM149 118H147V120H148ZM152 119V118H151ZM158 119V120H159ZM165 119H167L168 120V118H165ZM169 119H170V117H169ZM35 120V121H34ZM67 120V121H68ZM70 120H71V118H70ZM146 120V121H147ZM150 120V119H149ZM156 120V119H155ZM155 120L153 119V121H152V123H154L155 122ZM163 119H161V120H159L160 122L162 121ZM173 120H176L177 121V119L176 118H173ZM158 121V122H159ZM164 121H166V120H164ZM164 121H162V122H164ZM169 121V120H168ZM172 121V120H171ZM38 122V123H37ZM87 123H88V121H86ZM99 122V123H98ZM135 122V121H134ZM149 122H151V120L149 121ZM147 123L146 124V122H143V124L144 125H146V126H149L150 125V127H151V125L153 126V127H155V125H156V127H157V125L158 124H156V123H158L157 122V120H156V123H154V124H151V123ZM42 123V124H43ZM70 123V122H69ZM136 123V122H135ZM135 123H133V125H136ZM166 123H167V121L165 122V127H166ZM173 123H176V122H173ZM31 124V125H30ZM41 124V125H42ZM45 124V123H44ZM44 124H43V126H44ZM149 124V125H148ZM164 124V123H163ZM163 124H160V125H163ZM177 124H179V123H177ZM177 124L175 125L176 127H177ZM36 125V126H37ZM68 125V124H67ZM101 125H103V123L101 124ZM100 125V126H101ZM117 125L119 126V122L117 121ZM172 125H174V124H172ZM11 126H13V125H7L5 128H3V131H4V133L5 134H15V135H17L18 134V132L15 130V128H13V127H11ZM97 126L95 127V129H98V130H100V131H102V129H101V127H99L98 126V128H97ZM39 127H41L40 126V124H39ZM149 127V128H150ZM164 127V126H163ZM174 127V126H173ZM31 128V129H32ZM29 129V128H28ZM31 129H29L30 131H31ZM94 129V128H93ZM151 130H153L152 129V127L150 128ZM159 129L160 128H157V129H155L154 128V130H153V132H151L150 134H153L154 135V132H155V130H156V133H158V131H159ZM166 129V128H162V131H163V133H165L164 132V130ZM33 130H35V127H34V129ZM158 130V131H157ZM166 131V130H165ZM33 132V131H32ZM32 132H30L31 133V136H33L32 135ZM36 133H37V131H35ZM35 132L33 133V134H35ZM160 132H161V130H160ZM162 133V134H163ZM156 135V134H155ZM159 136H160V133L158 134ZM165 135H166V133H165ZM31 136H29L30 138H32ZM91 136V135H90ZM157 136V135H156ZM34 137V136H33ZM160 137H162V136H160ZM164 137V136H163ZM131 137H129V139H130ZM156 138V137H155ZM165 138V137H164ZM163 138V139H164ZM107 139H108V141H109V137H106V139H105V145L107 144L108 145V143H107ZM209 139V140H210ZM131 140L134 142V146L136 145V131L134 130V132H133V137L131 138ZM156 140V139H155ZM158 140H160V139H158ZM28 141H30V140H28ZM27 140H26V142H25V144H26V146H28V148H31V146H29L30 144H32V143H30V142H28ZM157 141V140H156ZM161 141H163V140H161ZM160 141V142H161ZM168 140L166 139V140H164V142H167ZM158 142V144L160 143L159 141H157ZM168 142H170V141H168ZM172 142V141H171ZM188 141H186V143H187ZM30 143V144H29ZM110 143V142H109ZM158 144L156 145V146H158ZM161 144V146L163 147L162 149H160L159 147V149H160V151L161 152H164V147H165V145L164 144H166V143H164V144H162V143H160ZM106 145V146H107ZM105 146V147H106ZM160 146V145H159ZM82 148H83V146H82ZM99 148V149H98ZM166 148V147H165ZM96 149H98V151H97V153H99V155H100V147L98 146ZM96 149H93V150H96ZM132 149H136L137 151L136 152H139L140 154H141V152H140V150H142L141 148H139V149H137V148H133V146H132V148H131V150ZM156 149V148H155ZM164 149V150H163ZM127 150V149H126ZM143 150H146V149H143ZM158 149H156L155 151H157ZM163 150V151H162ZM133 152H135V150H132ZM135 152V154H132L131 153V151H130V155H133V158H135V159H137L138 158V155H139V153L137 154ZM166 152V151H165ZM97 153H96V155L94 154V153H92L93 155L92 156H94V158H91L90 159V161H91V171L89 170V173L90 172H94V169H96L97 167H95V166H93L94 164H95V162L97 161L96 159H97V156L99 157V155H97ZM158 153V152H157ZM198 153V154H199ZM101 154H104L103 153V151L101 152ZM127 154H129L128 152H127ZM159 155L158 156H162L163 155V159L164 158H166L167 156H168V154L164 157V154L165 153H162V155H160V152L158 153ZM102 156V155H101ZM135 156H137V157H135ZM157 156V157H158ZM191 156V155H190ZM96 157V158H95ZM170 157H171V155H170ZM192 157V156H191ZM100 158V157H99ZM127 158V161H129L128 163H127V165H132L131 164V159H133V158H131V156L129 157H126ZM160 158V157H159ZM161 159V158H160ZM115 160V159H114ZM117 160L119 161L120 159H119V157L117 158ZM132 161H134V159L132 160ZM112 162V161H111ZM115 162V161H114ZM119 162H121V161H119ZM118 162V163H119ZM126 162V161H125ZM130 163V164H129ZM133 163V162H132ZM204 163H206V164H204ZM58 165V164H57ZM204 165H206V166H204ZM94 167V169H92ZM126 168V167H125ZM215 168L216 169H218L219 167L216 165L215 166ZM124 169V168H123ZM124 170H126V169H124ZM124 170H122V171H124ZM77 171V170H76ZM76 171H73L74 173H72V175H70L71 176V178L72 179H75L76 177H77V172ZM100 171V170H99ZM121 171V170H120ZM122 171H121V174H126L125 172L126 171H124L123 173H122ZM195 172L193 171V175H196L195 174ZM201 172H203L204 173V175L201 173ZM108 173V172H107ZM107 173H106V175H103L104 176V179H106V176H107ZM133 173V172H132ZM62 174H64V173H62ZM121 174H119V175H121ZM91 175H92V173H91ZM190 175V174H189ZM207 175H208V173H207ZM218 175H220V174H218ZM47 176H49L51 179H55V177L52 175V173L51 172H48V175ZM122 176H124V175H122ZM121 176V178L123 179V177ZM127 176L129 177V175L127 174ZM119 178H120V176H118ZM126 177V176H125ZM132 177V176H131ZM203 177V178H202ZM219 177V176H218ZM218 177H217V179H218ZM220 177H223V175L222 176H220ZM36 177L34 176V177H32V179H35ZM111 178H112V176H111ZM120 178V179H121ZM190 178H191V176H190ZM207 179H209V178H211V177H209L208 178V176L206 177ZM214 178V177H213ZM224 178V177H223ZM216 179V178H215ZM107 180V179H106ZM140 180V179H139ZM74 182H75V180H73ZM132 182H130L131 184H134V181L136 182H138V180H131ZM140 181H142V180H140ZM197 181V182H196ZM225 181V182H224ZM112 182V181H111ZM136 182V183H137ZM218 182H220V181H218ZM73 183V182H72ZM138 183H142L141 184V186H143V183L144 182H138ZM137 183V184H138ZM214 183V182H213ZM75 184V183H74ZM112 184V183H111ZM114 184V183H113ZM191 184H192V182H191ZM209 184H211V183H209ZM208 184V185H209ZM219 184V183H218ZM139 185V184H138ZM190 185V184H189ZM74 186V185H73ZM73 186H71L70 187V189H72V191L74 190V188H76L75 186H74V188H73ZM140 186V185H139ZM210 186H213V185H210ZM61 187L63 188L64 187V184L62 183L61 184ZM208 188H209V186H207ZM188 188H189V186H188ZM213 188H214V186H213ZM190 189V188H189ZM205 189H207V188H205ZM77 190V189H76ZM75 190V191H76ZM212 190V189H211ZM219 190V189H218ZM67 191V190H66ZM210 191V190H209ZM217 191V190H216ZM195 193H197L196 191H194ZM194 192H192V189H191V193H194ZM199 192V191H198ZM205 192H207V190L205 191ZM222 192V193H221ZM76 193H79V192H74V194L76 195ZM190 193V192H189ZM208 193V192H207ZM219 193V192H218ZM199 194H201V192L199 193ZM206 194V193H205ZM76 196H78V195H76ZM201 196V195H200ZM203 197H204V195H202ZM201 196V197H202ZM196 197V196H195ZM198 197V196H197ZM201 197H199V201H201L200 199H201ZM193 198H194V194H193ZM197 200V199H196ZM197 200V201H198ZM212 200H209V201H212ZM198 201V202H199ZM206 201V200H205ZM212 201V202H213ZM198 202H194V203H198ZM212 202H208V201H206V203L208 204V203H212ZM193 204V203H192ZM249 204V205H248ZM194 205H196V204H194ZM205 205V204H204ZM209 206H211L212 204H208ZM201 205H199V207H200ZM207 206V205H206ZM193 207V206H192ZM198 207V208H199ZM194 208H196V207H194ZM206 209V210H207ZM190 210H191V208H190ZM201 210V209H200ZM204 210V209H203ZM205 210V211H206ZM199 211V210H198ZM202 211V210H201ZM194 212V211H193ZM191 213V212H190ZM194 214V213H193ZM201 214H204V213H201ZM195 215V214H194ZM188 216V215H187ZM197 217H198V214L196 215ZM193 217V216H192ZM191 216H189V218H192ZM195 217V216H194ZM204 217H206V219L204 218L203 220H207L208 219V217L207 216H204ZM202 218H203V216H202ZM112 218H110L109 219V221L111 220ZM115 219V218H114ZM185 219V218H184ZM186 219H188V217H186ZM199 219V218H198ZM200 219H201V217H200ZM200 219H199V222H200ZM160 220L161 219H158V221L160 222ZM191 220V219H190ZM193 220H194V218H193ZM193 220L192 221H190V223L192 222L193 223ZM188 221V220H187ZM196 221H197V219H196ZM202 221V220H201ZM209 221V220H208ZM113 222H111V224H112ZM133 223V222H132ZM191 223V224H192ZM209 223V222H208ZM207 223V224H208ZM212 223V222H211ZM157 224V223H156ZM195 224V223H194ZM206 224V222H205V229L207 228V225ZM113 225V224H112ZM115 225V224H114ZM129 225V224H128ZM214 225V224H213ZM111 226V225H110ZM178 225H175V227H173V228H176ZM218 226V227H219ZM114 227V226H113ZM132 226H130L129 225V230H130V228H131ZM133 227H136V226H133ZM194 227V226H193ZM201 227H202V225H201ZM211 227H213V226H211V225H209V229H211ZM142 228H144V227H142ZM162 228V227H161ZM188 229V228H187ZM193 230V228H189V230ZM198 229V228H197ZM213 229V228H212ZM219 229H221V228H219ZM247 229V230H246ZM141 230V229H140ZM140 230H138V231H140ZM214 230V229H213ZM223 230H225V229H223ZM159 231V230H158ZM165 231V230H164ZM173 231H176V230H173ZM185 232H186V230H184ZM197 231V230H196ZM199 231V230H198ZM215 231V230H214ZM96 232V231H95ZM132 232V231H131ZM177 232H179L178 231V229H177ZM187 232H188V230H187ZM203 233H204V231H202ZM221 232V231H220ZM133 233V232H132ZM134 233H135V231H134ZM161 233V232H160ZM193 233H195V231H193L192 233L190 232L189 234H193ZM198 233V232H197ZM200 233V232H199ZM238 232H235V234L234 235H238L237 234ZM251 233H253V232H251ZM251 233H249L248 235L250 236L251 235ZM100 234V233H99ZM102 234V233H101ZM202 234V233H201ZM219 234H221V233H219ZM224 234H226V233H224ZM106 235V234H105ZM134 235V234H133ZM195 235H196V233H195ZM209 235V234H208ZM226 235H228V234H226ZM231 235V234H230ZM228 236L229 237V239H231L230 237H233V235H231V236ZM243 235H245V234H243ZM84 236V235H83ZM93 235H91V237H90V235H89V237H90V239H94L93 241L92 240H90V242L89 243H91V242H93V243H91V244H89V245H91L92 246V249L96 252V253H99L101 256H106V253H107V249H110V248H113L112 247V244H113V246L114 247H116V248H118V249H120L119 250V252L121 251V248H122V251L121 252H124L123 250V247H121V248H119V247H117V246H115V241H113V242H111L110 240H104V239H102V238H98V237H92ZM107 236V235H106ZM105 236V237H106ZM204 236V235H203ZM203 236H201V237H203ZM223 236V235H222ZM85 237V236H84ZM102 237V236H101ZM165 237V236H164ZM163 237V238H164ZM205 237V239H208V238H206L207 236L205 235L204 236ZM209 237V236H208ZM227 237V238H228ZM256 237H259V238H263L262 240H263V242H261V241H258L257 239H256ZM102 239V240H104V241H101V240H98V239ZM214 238V237H213ZM223 238H224V236H223ZM85 239V238H84ZM110 239V238H109ZM173 239V238H172ZM197 239V238H196ZM200 239V238H199ZM203 239V238H202ZM201 239V240H202ZM225 240H224V243H227L228 244V241H226V238H224ZM87 240H88V238H87ZM88 240V241H89ZM100 242H98V241ZM112 240V239H111ZM209 240H212V238L211 239H209ZM208 240V241H209ZM220 240V239H219ZM228 240V239H227ZM237 240V239H236ZM255 240H256V242H255ZM88 241H86V242H88ZM97 241V242H96ZM208 241H206L205 243H207ZM223 241V240H222ZM246 241V240H245ZM244 241V242H245ZM247 241H249V240H247ZM102 242H108L106 245H105V243H102ZM116 242H117V240H116ZM235 242V241H234ZM241 242H243V240L241 241ZM258 242H261V243H263L262 244V247L260 246V245H258V244H260V243H258ZM83 243H84V246H85V240L83 241ZM82 243V244H83ZM111 243V247L109 246V244ZM118 243H120V242H118ZM118 243H116V244H118ZM203 243V242H202ZM204 243V244H205ZM209 243V242H208ZM224 243H221V244H224ZM76 244V243H75ZM81 244V245H82ZM87 244V243H86ZM142 244V243H141ZM163 244V243H162ZM233 245L235 244V243H232ZM245 244V243H244ZM80 245V244H79ZM80 245V246H81ZM132 245V244H131ZM138 245V244H137ZM208 245V244H207ZM118 246H121L120 244L118 245ZM204 246V245H203ZM225 246H227V245H225ZM247 246V247H246ZM78 247V246H77ZM132 247H134V248H136V250H137V253H138V256L139 257H142V256H140L139 255V252L141 253V251H140V249H139V247L140 246H138V249H137V247H136V243H134L133 245H132ZM192 247V246H191ZM195 247V246H194ZM200 247V246H199ZM230 247V246H229ZM229 247H224V248H226V251H224V252H226V254H225V256H221L222 257V259H223V262L225 263V264H229V262H228V259H227V257L228 256H226L227 255V251H228V253H231V251L233 250V249H230V250H228L229 249ZM248 247L250 248V247H252V248H254V249H252V251H253V253H252V257H251V255H250V260L248 259V260H245V257L247 256V254H243V253H245V252H247L246 250H249L248 249ZM85 248H86V246H85ZM107 248V249H106ZM220 248L221 249H223L221 246H220ZM228 248V249H227ZM233 248V247H232ZM245 248V249H244ZM67 249H71V251L70 250H67L68 252H73V258L68 262V263H73L74 262V259H75V257H83L84 255H86V254H83L84 252H86V249H84V247H83V249H82V247H78L77 249H74V247H67ZM195 249V248H194ZM221 249H218L219 250V254H220V251H222ZM243 249V250H242ZM20 252H17V256L16 257H27L26 256V253H25V251L21 248V249H18ZM103 250H106V253H104L105 251H103ZM111 250V249H110ZM113 250V249H112ZM117 250V249H116ZM139 250V251H138ZM198 250V249H197ZM204 250V249H203ZM201 251V250H199V251H201V252H203V254H204V251ZM206 250V249H205ZM218 250H216V251H218ZM245 250V251H244ZM91 251V250H90ZM191 251V250H190ZM192 251H194L193 249H192ZM242 251H244V252H242ZM251 251V249L249 250V252ZM118 252V250H117V253H119ZM120 252V253H121ZM174 252V251H173ZM196 252H198V251H196ZM195 252V253H196ZM208 252V251H207ZM56 253V252H55ZM199 253V252H198ZM198 253H197V255H198ZM57 254V253H56ZM123 254V253H122ZM184 254H186V253H184ZM190 254V253H189ZM205 254H206V252H205ZM205 254H204V256H205ZM213 254L215 255V253L213 252ZM223 254V255H224ZM88 255V254H87ZM87 255L85 256V257H87ZM124 255V254H123ZM143 255V254H142ZM169 255V254H168ZM187 255V254H186ZM185 255V256H186ZM200 255H201V253L197 256L198 258H200L201 259V257H200ZM213 255V256H214ZM216 255H217V253H216ZM233 255V253H231V255H230V257ZM125 256V255H124ZM124 256H121V255H117V259L119 260V261H117V262H120L121 264H125V262H128V261H130V260H127V258H125ZM143 256H145V255H143ZM170 256V255H169ZM192 255L190 254V257H191ZM196 256V255H195ZM203 256V255H202ZM203 256V257H204ZM208 257H213V256H209V255H207ZM206 256V257H207ZM172 257V256H171ZM216 257V256H215ZM238 257H234V258H232V259H235V258H238ZM116 259V260H117ZM141 259V258H140ZM144 259H146V261H147V258H144ZM169 259H170V257H169ZM168 259V260H169ZM206 258H204V260H205ZM207 259H209V258H207ZM218 259H220V258H218ZM156 260V259H155ZM154 260V261H155ZM173 260H175L174 258H173ZM199 260V259H198ZM203 260V259H202ZM201 260V261H202ZM203 260V261H204ZM221 260V259H220ZM230 260H231V258H230ZM235 260H238V259H235ZM258 260V261H257ZM142 261V260H141ZM149 261H151L150 259H149ZM200 261V260H199ZM201 261H200V263H201ZM206 261H209V260H206ZM116 262V263H117ZM156 262V261H155ZM155 262L153 263V264H155ZM159 262V261H158ZM205 262V261H204ZM140 263V262H139ZM152 263V262H151ZM161 263V262H160ZM159 263V264H160ZM171 263V262H170ZM221 264H224V263H222V262H220ZM238 263H241V264H243L242 262H240V260H239V262ZM238 263H236V264H238ZM117 264H119V263H117ZM126 264H128V263H126ZM141 264H144V262L143 263H141ZM149 264V263H148ZM157 264V263H156ZM162 264V263H161ZM191 264V263H190ZM230 264H232V263H230Z\"/></svg>","mask_w":264,"mask_h":264},{"label":"snow or ice","instance_id":"3","mask_svg":"<svg viewBox=\"0 0 264 264\" xmlns=\"http://www.w3.org/2000/svg\"><path fill=\"white\" fill-rule=\"evenodd\" d=\"M259 26L261 30L264 31V0H261V5H260ZM261 96L262 99H264V59H262L261 61ZM205 203L206 201L204 200L200 201L201 206H204Z\"/></svg>","mask_w":264,"mask_h":264}]
</instances>
